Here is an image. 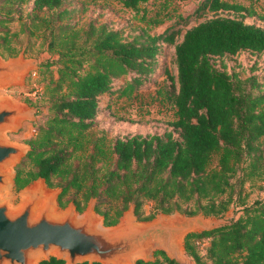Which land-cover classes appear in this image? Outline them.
Returning a JSON list of instances; mask_svg holds the SVG:
<instances>
[{"label": "trees", "instance_id": "trees-1", "mask_svg": "<svg viewBox=\"0 0 264 264\" xmlns=\"http://www.w3.org/2000/svg\"><path fill=\"white\" fill-rule=\"evenodd\" d=\"M31 1L24 12L21 6ZM95 1L0 0V48L7 47V24L17 20L20 31L37 35L53 57L44 63L48 77L41 82L47 113L17 166V185L43 177L62 189L61 201L70 196L81 208L96 200L107 225L132 206L141 217L151 205L146 218L152 219L176 211L221 216L240 205L242 214L231 222L189 233L185 250L197 264H264V200L248 203L246 191L247 183L264 181V75L242 77L215 60L264 53V26L244 21L249 16L264 24V0L260 10L201 0L198 17L212 16L188 28L178 43L176 23L161 33L142 28L131 35L96 18H75ZM114 1L136 16L142 11L149 26L163 24L141 10L149 0ZM172 44L177 74L166 69L171 83L159 89L174 109L171 129L110 138L98 128L103 97H130L156 73L163 46ZM64 262L51 257L39 264ZM136 264L182 263L156 250L153 261Z\"/></svg>", "mask_w": 264, "mask_h": 264}, {"label": "rangeland", "instance_id": "rangeland-1", "mask_svg": "<svg viewBox=\"0 0 264 264\" xmlns=\"http://www.w3.org/2000/svg\"><path fill=\"white\" fill-rule=\"evenodd\" d=\"M201 0H149L142 4L141 10L146 11L147 17L151 20H162L163 24L149 26L146 22L141 21V13L136 16L135 12L125 8L120 2L114 0H96L87 4V11L84 13L78 12L75 18L82 19L96 18L100 22H107L111 27L122 28L125 34H137L143 28H148L151 33H161L168 25L175 24V29H179L180 33L176 37V43L180 42L184 32L196 25L197 23L212 16L210 13L199 16L196 14L197 6ZM237 1L244 5H253L260 10L262 0H231ZM31 3L23 4L22 10L26 12ZM73 5H80L76 1ZM222 15L236 16L234 12L224 11ZM244 21L250 24H264L255 17L245 16ZM7 28L10 33L7 37L6 49L0 48V57L9 60L18 57L20 54L24 60L29 61L28 69L23 77L18 81L10 82L7 85L0 86V97H10L16 101L26 104L31 108V118L24 120L20 127L15 131L7 132V136L14 142L30 145L29 141L34 137L36 124L41 122L46 115V97L43 96L44 78L48 77L46 66L44 63L53 57L47 51L46 46L37 36H31L20 31V25L17 20L8 23ZM4 33V32H1ZM216 63L220 65L222 62L226 64L230 72L236 71L242 77H247L251 74L264 75V53H254L243 51L237 55H227L223 58H215ZM160 64L157 65L156 73L145 82L136 92H133L130 97H118L116 94L109 97L105 95L102 99L104 108L98 114V128H103L107 131L110 138L117 136H125L129 134H148V133H163L165 130L171 129L169 121L174 119V109L168 100L162 98L159 94V89H168L171 83L169 75L176 76L175 64V44L164 45L161 54L159 55ZM166 69L169 75L166 74ZM97 128V129H98ZM96 129V131H97ZM23 156L18 163L13 166V184L8 191V196L12 197L14 204L19 203L22 198V191L33 185L38 178L28 182L24 186L19 187L16 182L17 166L21 163ZM47 183V182H46ZM48 189L60 190V187L49 186ZM248 192L247 202L252 203L255 200H264V181H254L246 184ZM74 200L70 196H66L62 201L57 199L56 209L64 211ZM96 204V200H95ZM88 207V204H82L78 208L75 204V209L78 213H83ZM126 212V211H125ZM125 212L118 218L119 223ZM151 212V205L145 206L144 215L139 217L134 212V217L139 222H148L164 213L157 214L152 219L146 217ZM98 213V212H97ZM175 213V212H174ZM180 213V216L185 218H197L201 226H197L194 230L199 231L203 228L209 229L217 226L225 225L242 214V206L233 205L230 209L221 216H206L202 213L196 215H187ZM173 214V213H171ZM102 218L105 226H110L105 223L103 215L98 213ZM185 238L176 252L167 253L177 259L182 264H197L194 259L188 255L185 250ZM207 243L200 244L201 251L205 253ZM161 249V248H158ZM207 262V259H205ZM207 264H210L207 262Z\"/></svg>", "mask_w": 264, "mask_h": 264}, {"label": "water", "instance_id": "water-1", "mask_svg": "<svg viewBox=\"0 0 264 264\" xmlns=\"http://www.w3.org/2000/svg\"><path fill=\"white\" fill-rule=\"evenodd\" d=\"M29 63L21 54L9 60L0 57V86L18 81ZM31 113L26 104L0 97V193L11 189L13 166L31 148L12 141L7 132L17 130L31 118ZM46 184L39 177L22 191L17 204L11 196L0 197V264H39L51 257L64 260V264H136L140 259L148 262L154 260L156 250L176 252L172 247L175 234L182 233L183 239L201 226L197 218H185L178 211L139 222L133 206L119 223L105 226L95 200L88 202L83 213L76 211L73 202L66 210L58 211L62 189H48Z\"/></svg>", "mask_w": 264, "mask_h": 264}, {"label": "bare ground", "instance_id": "bare-ground-1", "mask_svg": "<svg viewBox=\"0 0 264 264\" xmlns=\"http://www.w3.org/2000/svg\"><path fill=\"white\" fill-rule=\"evenodd\" d=\"M16 80H14L15 82ZM8 194V191H4L0 193V197L6 196ZM41 205V203H40ZM182 242V233L175 234L174 238L172 239V247L178 249L180 244Z\"/></svg>", "mask_w": 264, "mask_h": 264}]
</instances>
